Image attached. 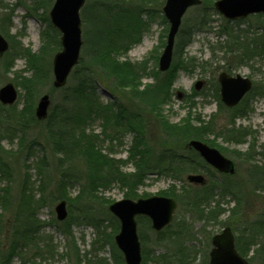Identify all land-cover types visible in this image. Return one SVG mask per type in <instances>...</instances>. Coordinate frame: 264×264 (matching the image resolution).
<instances>
[{
	"label": "rangeland",
	"instance_id": "1",
	"mask_svg": "<svg viewBox=\"0 0 264 264\" xmlns=\"http://www.w3.org/2000/svg\"><path fill=\"white\" fill-rule=\"evenodd\" d=\"M53 1L0 0L2 4L0 16L8 13L10 15L7 27L4 28L7 35L0 33L9 43L11 58L7 72L0 71V86L11 82L18 92L13 109L6 110L0 107L2 124H0V144L10 154L8 163L13 175V182L10 185V192L14 197L12 203L16 204L15 198L19 194L21 182L26 178L27 188L31 189L35 199L38 198L40 191L37 187L39 179L37 159L41 156L46 159L42 172L44 171L52 179L47 190L44 187L46 191L44 193L48 197L45 203L34 207V217L42 223L39 232L35 233L37 247L25 248L21 255L18 254V250L2 264H78L79 260L80 264H119L115 263L113 258L112 244L116 232L112 233L113 222L109 218L112 215L107 206L115 200L127 197L126 188L117 181L111 180L104 186L98 187L94 196L82 194L79 197L82 180L65 181L67 199H64L67 216L64 220L58 221L54 206L59 200L53 199L51 195L56 194L58 189V178H60V169L57 167L58 156L62 155H56L47 147L43 122L30 123L25 132L19 128L15 129L13 120L10 126L4 122L5 115L14 113V108L20 111L27 104L25 90L20 81L23 77H30L35 71L33 67L38 63V61L33 64L29 62L31 64L29 66L28 61L33 57L27 55L23 49L27 48L31 54L36 55L38 64L43 65L50 76L49 83L40 85L39 94L33 102V110L39 96L44 93H48L51 100L49 109L61 98L59 88L52 89V58L61 50V44L54 50V42L48 44L47 34H44L45 32L52 34L49 28L51 25L49 10ZM94 1L85 0L80 10L82 44L78 63L75 66L79 64L81 58L83 61L87 60L86 49L88 50L90 44L100 42L104 34L127 29L125 24L117 22L118 19L132 18L121 9L117 21L111 19L106 14V10L96 5ZM213 2L214 0H208L205 1V5L190 7L183 15L180 30L182 33H192L190 41L182 50V57H191L192 61L185 68L176 70L169 98L160 103L159 108L163 118L178 127V130L183 126L185 119H188L193 126L202 128L210 123L209 127L198 132L200 133L198 138L217 148L230 159L234 171L231 175L218 174L204 162L203 164L190 162L192 159L190 157H194L195 152L185 146L189 138L184 140L176 135L167 137L155 114L148 110L142 111L146 141L151 155L150 164H153L154 168H149L142 182L137 185L136 196L132 199L173 194V198L177 201L173 219L165 227L166 229L164 228L163 233L153 232L149 221L148 223L143 220L138 221V236L144 264H158L151 258L165 251L171 254L173 259L188 252L193 264H203V262L207 264L211 247L210 237L225 226H229L235 238H239L238 245L246 249V258L251 264H264L261 257L253 254L256 243L250 246L247 244L251 242V240L247 241L250 236L248 230L250 224L255 226L254 222L260 221L264 229V222L262 223L264 174L260 181L262 189H256L254 184L257 183L255 178L257 172L253 168L254 164L264 168V14H251L242 19L226 20L215 10ZM128 3L134 8L142 7L140 15L146 22V28L137 41L114 56L118 61L143 63L145 70L141 72L140 79L136 80L139 88H142L143 85L154 81L155 72L158 70V58L165 43L169 24L166 19L163 21L161 18L164 17L161 10L164 0H128ZM205 10H207L206 26L195 27L196 21L201 19ZM130 35L132 36L131 32ZM58 39L60 43V34ZM74 67L67 77L66 85L73 79L71 74ZM222 70L230 75L237 73L246 76L252 81V89L235 109L220 106L216 77ZM96 80L98 81L96 91L100 100L103 103L111 101L113 95L108 90V80L103 76H96ZM197 80H202L203 84L196 91L193 85ZM119 90L118 95L121 97V94H125L123 93L125 90ZM124 100L129 101L128 98ZM131 104L134 106V103ZM87 127V132L99 134L96 147L103 154L115 159L121 171H134V161L129 158L130 151L133 150L132 132L122 133L118 142L115 137L111 140L103 137L100 120ZM21 137L22 145L19 142ZM72 170L83 172L79 160L72 165ZM189 173L204 175L205 183L189 184L186 181V175ZM6 183L5 177L0 173V189L5 187ZM201 192L207 196L204 197L205 194L202 195ZM194 193L200 194L199 200H203L201 204L192 202ZM236 201H238L237 205ZM9 211L11 213V209ZM9 211H2L4 214L0 228L4 226L5 230L0 234V258L6 249L11 232V228L7 227L10 221H6ZM91 219L98 221L99 230L89 221ZM261 239H263L262 233L257 237V240ZM69 240L73 241L69 242ZM164 243L167 244V248L163 246ZM36 253L39 255L37 258L34 257ZM77 253L78 259L75 257ZM253 255L254 257H251ZM32 259L35 263L31 262Z\"/></svg>",
	"mask_w": 264,
	"mask_h": 264
},
{
	"label": "trees",
	"instance_id": "2",
	"mask_svg": "<svg viewBox=\"0 0 264 264\" xmlns=\"http://www.w3.org/2000/svg\"><path fill=\"white\" fill-rule=\"evenodd\" d=\"M205 1L208 0H202L201 5H205ZM125 2H127V6H125ZM94 3L105 9L106 14L109 15L111 19H116V21L119 11L124 9L126 14L132 16V18H128L127 20L118 19L117 22L125 24L127 29L117 30L111 34L106 33L101 37L100 42L89 45L88 50L86 49L88 55L87 60L83 61L82 58L80 59L79 64L75 66L72 71L71 77L73 79L71 83L59 88L61 95L59 102L51 106L48 110L46 119L41 121L37 120L34 116L33 102L36 95L39 94L40 85L46 84L47 82L49 83L50 76L49 72L44 69L43 65L40 66L38 64L39 60L36 55L31 54L27 48L23 49L27 55L33 57L28 61L29 66L31 65L29 62L33 64L35 61H38L33 67L35 70L33 74L28 78L23 77L20 81V84L25 90L27 104L20 111H17L16 108H14V113H8L5 115L4 119V122L7 123L6 125L12 124L13 120L14 125H16L14 128H19L24 132L30 123H44L43 133L47 147L56 155H62L61 157L58 156L57 167L60 169L58 189H56V194L51 195L55 200L67 199L64 187L65 181L78 180H82L80 182L81 194L79 197H81L82 194L83 196H94V192L98 187L104 186L111 180L117 181L126 188L127 197L132 198L136 196L135 190L137 185L142 182L145 174L149 172V168L153 167V164H150L151 155L146 141L144 115L142 111L148 110L154 113L159 121L162 131L169 138L175 135L184 140L186 138H198L200 134H198V132L202 131L205 127H209L210 124L207 123V126H203L202 128L201 126H193L188 119H185L183 126L178 130V127L170 124L165 118H163V114L159 108L160 103L165 102L169 98L170 88L176 70L178 68H185L187 65L191 64L192 58H183L182 50L190 41L192 32L182 33V30H180L181 28L179 29L173 47V58L170 67L164 72L156 70L154 81L139 88L138 81L136 80L140 79L141 72L145 70L143 63L132 64L128 61H118L114 55L120 52V50H125L129 45L137 41L140 34L144 31V28H146V22L140 15L142 7H131L128 0H95ZM0 5L2 4L0 3ZM206 11L207 10L203 12L204 14L201 19L196 21L195 27L206 26ZM0 17V32L7 35L4 28L7 27L10 15L8 13L7 15L4 14ZM161 18L165 21L164 17L161 16ZM49 28L51 29L52 34L50 35L48 32L44 33L47 34L46 42L48 44L54 42L55 50L57 46L60 45L58 39L59 32L51 27V25H49ZM130 32L132 33V36L130 35ZM9 61H11V58L8 50L0 56L1 72H7ZM96 76H103L108 80V90L113 95L111 101L103 103L100 100L96 91V83L98 82ZM52 89L56 90L54 87H52ZM119 89L125 90V92H122L125 93L126 96L125 94H121L120 97L118 95ZM123 98H128L129 101H126ZM131 102L134 103V106H132ZM220 106L223 105L220 103ZM238 106L239 105L230 109H235ZM0 107L6 110L13 109V105H1ZM99 120L102 122L101 134L105 139L111 140L115 137L116 140L120 142L119 136H121L122 133H133V150L130 151L129 158L134 161V171H121L115 159L103 154L100 149L96 147L98 146L99 134L92 131L87 132L86 128H88L87 126L89 124ZM19 142L22 145V137ZM193 154L194 157H190L192 158L190 162L194 161L195 164H203L200 157L196 153ZM9 155L10 154L5 151L0 144V173L5 177L6 182L9 184L6 183L5 187L0 189V223L4 214L2 211H9L11 209V213L9 211V216L6 217V221H10V224L9 222L7 223V227L11 228V232H9L7 246L2 256V258H5H0L1 263L13 254L15 255L18 250V254L21 255L23 249L37 247L35 233L39 232L42 223L34 217V207H39L45 203V199L48 197H46L47 194L44 193L46 192L44 187L47 190V187L52 183L51 177L46 175L44 171L42 172L46 159L41 156L37 159V167L39 170L37 187L40 191L38 198L35 199V195L31 189L27 188L28 180L26 178L21 182L19 194L15 198L17 199L16 204H14V202L12 203L14 197L10 192V185H12L13 182V175L10 170V164L8 163V158H10ZM76 160H79V163L81 162L83 172L72 170V165ZM178 160L182 159L178 158ZM253 168L257 172L255 176V178H257V183L254 184V187L256 189L260 188L259 190H261L262 186H260V181L264 174V168L256 164H254ZM198 190L200 192V189ZM201 193L202 195L205 194L203 192ZM164 196L174 197L173 194H166ZM203 196L206 197L207 195L205 194ZM199 198L200 194L194 193V197L191 200L193 203L196 202V204H201L203 200L200 201ZM237 204L238 201H236V205ZM109 218L113 222L112 233L117 232L119 225L118 221L113 216H110ZM139 220L148 223L146 217H138L137 221ZM89 221L97 230H99V223L96 219H91ZM263 222L264 220L262 219V223ZM254 223L255 226L250 224V228L248 229L250 230V236L247 241L251 240V242H248L247 244L250 246V244L256 243V248L254 249L253 254L261 257V260L264 263V229L262 228L260 221L257 222L256 220ZM165 229L157 232V234L161 232L163 233ZM3 230H5L4 226L2 229L0 228V234ZM261 233L263 239L259 241L257 240V237H259ZM71 241L73 240H69V242ZM238 241L239 238H235L236 250L241 256L246 257V249L239 247ZM163 246L167 248L166 243H164ZM112 248L115 263L122 264L123 261L120 251L114 244H112ZM179 249L180 248H178V250ZM185 253L186 254H181L178 258L173 259V256L165 251L164 253L157 255L155 258L152 257L151 260L158 264H193V259L189 258L190 254L188 252ZM36 254L37 255L34 256L35 258L39 256L38 253ZM254 255L251 257H254ZM75 257L78 259V253ZM31 262L35 263L33 259ZM78 264H80V260ZM141 264H144V261H141ZM203 264H205V262H203Z\"/></svg>",
	"mask_w": 264,
	"mask_h": 264
},
{
	"label": "water",
	"instance_id": "3",
	"mask_svg": "<svg viewBox=\"0 0 264 264\" xmlns=\"http://www.w3.org/2000/svg\"><path fill=\"white\" fill-rule=\"evenodd\" d=\"M84 1L54 0L49 10L50 22L60 32L61 44V50L57 51L52 58V86L54 88H60L66 84L69 73L78 63L82 44L80 9ZM200 3L201 0H164L161 10L169 27L164 47L158 58L159 71H166L171 64L174 40L183 15L188 8ZM213 6L227 20L245 18L256 13L264 14V0H215ZM8 47V41L0 33V56L8 50ZM217 82L220 100L227 107L237 105L252 88V81L248 77L239 74L230 75L225 71L217 74ZM202 84V80H197L194 83L195 90H199ZM17 94V89L11 82L3 84L0 87V103L7 106L14 104ZM178 97H180L179 94ZM49 105V94H42L34 106L35 118L45 119ZM187 147L196 151L216 171L228 174L234 171L233 162L221 154L218 149L198 139L188 140ZM186 180L198 185L205 183L201 174H187ZM107 208L119 222V229L114 235V243L122 253L124 264H140L141 246L137 234L136 217L146 216L150 221L151 229L155 232L160 231L171 222L176 201L171 197L151 195L136 199L122 198L110 203ZM54 211L58 221L64 220L67 216L66 201L60 200L54 206ZM208 256V264H251L236 251L234 236L229 227H224L211 237Z\"/></svg>",
	"mask_w": 264,
	"mask_h": 264
}]
</instances>
